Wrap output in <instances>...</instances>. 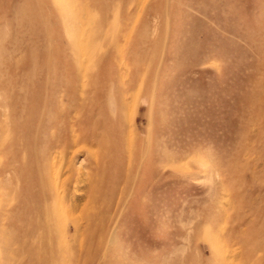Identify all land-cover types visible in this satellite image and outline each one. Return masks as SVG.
Returning a JSON list of instances; mask_svg holds the SVG:
<instances>
[{
  "label": "rangeland",
  "instance_id": "1",
  "mask_svg": "<svg viewBox=\"0 0 264 264\" xmlns=\"http://www.w3.org/2000/svg\"><path fill=\"white\" fill-rule=\"evenodd\" d=\"M0 264H264V0H0Z\"/></svg>",
  "mask_w": 264,
  "mask_h": 264
},
{
  "label": "bare ground",
  "instance_id": "2",
  "mask_svg": "<svg viewBox=\"0 0 264 264\" xmlns=\"http://www.w3.org/2000/svg\"><path fill=\"white\" fill-rule=\"evenodd\" d=\"M58 170V169H57ZM55 186H56V188L58 187V185L56 184V182H55ZM61 187H62V185H61ZM54 208V209H53ZM82 207H80V209H81ZM52 209H53V212L56 214V219L58 218V219H62V217H64V218H66V216H64L66 213L68 214V215H71L70 214V210L71 209H68L69 210V212H67V209L66 210H64L63 211V209L61 208V207H58V209L56 210V205L53 207V206H51L50 208H49V212H47L46 211V215H47V217L48 216H50V214H52L50 211H52ZM91 206H89V205H87L86 206V217H87V219H89L90 220V216H91ZM41 211V210H40ZM83 213H84V211H82ZM43 213V212H42ZM44 215V214H43ZM38 216V215H37ZM65 220V219H64ZM41 221V220H40ZM46 223V222H45ZM41 224V223H40ZM72 224L75 226V228H76V231H78V222H76L75 220L74 221H72ZM64 226H66L67 227V224H65V222H64ZM51 232V231H50ZM67 233H68V229L66 228L65 229V232L62 234L63 235V238H65V236L67 235ZM51 235V234H50ZM52 236V235H51Z\"/></svg>",
  "mask_w": 264,
  "mask_h": 264
}]
</instances>
